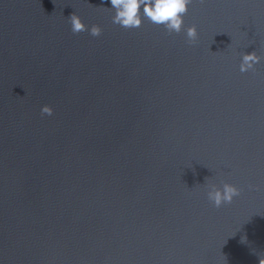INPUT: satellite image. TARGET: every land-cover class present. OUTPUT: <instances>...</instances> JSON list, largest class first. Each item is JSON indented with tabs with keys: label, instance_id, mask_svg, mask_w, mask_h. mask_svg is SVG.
<instances>
[{
	"label": "water",
	"instance_id": "1",
	"mask_svg": "<svg viewBox=\"0 0 264 264\" xmlns=\"http://www.w3.org/2000/svg\"><path fill=\"white\" fill-rule=\"evenodd\" d=\"M110 7L0 0V221L259 264L264 0H192L179 33L123 28ZM73 13L100 35L73 33ZM222 182L240 191L215 207Z\"/></svg>",
	"mask_w": 264,
	"mask_h": 264
},
{
	"label": "clouds",
	"instance_id": "2",
	"mask_svg": "<svg viewBox=\"0 0 264 264\" xmlns=\"http://www.w3.org/2000/svg\"><path fill=\"white\" fill-rule=\"evenodd\" d=\"M191 2L192 0H109L110 8L113 10L112 22L114 24L123 28H138L144 19H147L155 25L162 26L169 33L181 32L183 18ZM68 21L73 33L88 31L94 37L101 33L98 25L93 24L88 28L75 13L68 17ZM184 31L188 42H194L197 37L196 26H189ZM260 60L261 57L255 51L243 53L239 70L245 72L253 69ZM40 111L42 114L51 115L53 109L45 104ZM207 189V198L215 207L231 203L240 191L235 185L227 182H222V186L209 183ZM259 264H264V256L260 257Z\"/></svg>",
	"mask_w": 264,
	"mask_h": 264
}]
</instances>
